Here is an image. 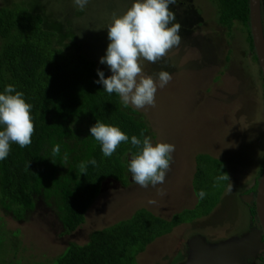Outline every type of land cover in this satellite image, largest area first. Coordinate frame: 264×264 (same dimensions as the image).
<instances>
[{"label": "rangeland", "instance_id": "rangeland-1", "mask_svg": "<svg viewBox=\"0 0 264 264\" xmlns=\"http://www.w3.org/2000/svg\"><path fill=\"white\" fill-rule=\"evenodd\" d=\"M45 1L66 26L64 31L75 36L77 45L110 76L108 66L99 62L109 43L106 26L133 0H89L81 22L74 17L78 9L73 0ZM192 2L203 24L190 34L179 33V47L158 62L141 61L146 76L155 79L160 71L172 76L164 88H157L155 107L136 110L148 124L153 145L164 142L175 146L164 183L141 188L131 175L126 187L106 183L87 210L84 224L70 235L63 233L54 213L43 206L25 222L15 221L0 209V241L4 244L0 263L54 264L70 243L84 245L92 231L128 219L138 209L164 220L193 209L198 202L192 188L198 156L218 160L228 173L227 187L218 204L208 216L186 221L156 239L136 256V264H189L198 258L201 244L207 250L240 244L259 227L251 215L253 202L249 201L255 194L253 188L260 178L264 156V104L258 63L247 56V33L240 24H234L237 26L228 37L226 30L217 26L209 0ZM3 5L4 0H0V7ZM158 188L164 190L163 196L157 194ZM150 199L156 203L149 204ZM258 242L263 243L262 239ZM238 256H244L240 264H261L264 245L256 253L250 250ZM221 264L234 263L228 259Z\"/></svg>", "mask_w": 264, "mask_h": 264}, {"label": "trees", "instance_id": "trees-1", "mask_svg": "<svg viewBox=\"0 0 264 264\" xmlns=\"http://www.w3.org/2000/svg\"><path fill=\"white\" fill-rule=\"evenodd\" d=\"M209 1L217 26L226 30V36H231L235 23L244 28L247 56L257 62L249 27V1ZM4 2L0 7V93L11 84L24 94L25 102L32 105L34 133L30 145L21 148L12 143L7 158L0 160V209L15 221L25 222L43 206L54 213L63 233L70 235L84 224L87 210L106 183L127 186L131 175L127 163L138 151L131 145V137L142 140V132L153 136L140 112L124 108L117 94H108L103 85L94 83L99 79L97 69L104 72L105 78L109 74L77 45L75 36L64 31L66 26L51 13L45 0ZM170 10L176 17L174 23L181 25V35L203 24L192 0H177ZM77 11L74 17L81 22L84 12ZM261 17L264 26V0ZM257 72L264 104V80L260 69ZM97 121L118 127L129 137V142H122L111 157H104L100 143L89 132ZM56 144L60 145V154L53 157ZM64 153L68 154L66 163ZM93 158L97 166L89 164L86 174H81L79 163ZM259 168L258 177L264 169V156ZM221 174L228 176L223 163L210 156H198L192 188L195 196L200 190L207 195L203 200L196 196L198 202L193 209L170 220L138 209L128 219L92 231L84 245L70 243L54 264H136V256L156 239L186 221L211 213L227 187V180L217 181ZM251 215L254 219V203ZM262 241L264 245V238ZM3 247L0 241V249Z\"/></svg>", "mask_w": 264, "mask_h": 264}, {"label": "clouds", "instance_id": "clouds-1", "mask_svg": "<svg viewBox=\"0 0 264 264\" xmlns=\"http://www.w3.org/2000/svg\"><path fill=\"white\" fill-rule=\"evenodd\" d=\"M177 0H133V3L122 14L113 15L107 24L109 43L105 55L99 62L106 64L111 75L105 78L104 72L97 69L98 80L94 83L103 85V91L117 94L124 108L134 110L155 107L157 88H164L172 79L167 71H160L154 79L142 72L141 61L156 63L165 57L174 47H179L181 25L174 23L176 17L170 10V5ZM89 0H73V5L83 11ZM14 93V94H12ZM24 94L16 91L11 84L0 93V160L7 158L12 143L21 148L31 144L34 133V123L31 116L32 105L26 103ZM91 136L100 143L104 157H111L117 147L123 142H129V137L118 127L96 122L89 128ZM143 139L131 137V145L138 151L131 156L127 163V170L131 173L132 181L141 188L149 185H162L170 168L172 153L175 146L170 143L158 142L153 145L151 137ZM60 154V145L52 148L53 157ZM66 163L68 154L64 153ZM53 161V160H52ZM54 162V161H53ZM55 163V162H54ZM97 166L93 158L81 161L79 172L86 174L87 166ZM229 180L227 174H221L217 181ZM228 192L232 191V184H228ZM157 194H165L162 188ZM207 193L200 190L196 193L199 200H203ZM149 204L156 201L150 199Z\"/></svg>", "mask_w": 264, "mask_h": 264}, {"label": "water", "instance_id": "water-1", "mask_svg": "<svg viewBox=\"0 0 264 264\" xmlns=\"http://www.w3.org/2000/svg\"><path fill=\"white\" fill-rule=\"evenodd\" d=\"M248 1L252 44L258 67L264 80V26L261 17V0ZM250 200L254 203L255 218L259 229L252 231L240 244L218 246L213 248L211 252L201 244L198 246V250H200L198 258L189 264H221L225 260H233L234 256L243 252L251 250L256 253L258 248H262L263 243L260 244L258 241L264 238V169L256 185L255 194L249 197Z\"/></svg>", "mask_w": 264, "mask_h": 264}, {"label": "flooded vegetation", "instance_id": "flooded-vegetation-1", "mask_svg": "<svg viewBox=\"0 0 264 264\" xmlns=\"http://www.w3.org/2000/svg\"><path fill=\"white\" fill-rule=\"evenodd\" d=\"M258 229H259V227H258ZM203 245V244H202ZM209 250V249H208ZM212 250V249H211ZM211 250H209L210 252H211ZM198 251H200V250H198ZM241 257L243 258L244 256H234L233 257V260H231V262H233L234 264H240V259H241ZM249 258H253V257H249ZM248 264V263H247Z\"/></svg>", "mask_w": 264, "mask_h": 264}]
</instances>
